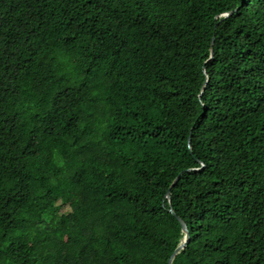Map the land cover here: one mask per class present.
Segmentation results:
<instances>
[{
	"label": "trees",
	"instance_id": "1",
	"mask_svg": "<svg viewBox=\"0 0 264 264\" xmlns=\"http://www.w3.org/2000/svg\"><path fill=\"white\" fill-rule=\"evenodd\" d=\"M177 218L173 264H264V0H0V264H169Z\"/></svg>",
	"mask_w": 264,
	"mask_h": 264
},
{
	"label": "water",
	"instance_id": "2",
	"mask_svg": "<svg viewBox=\"0 0 264 264\" xmlns=\"http://www.w3.org/2000/svg\"><path fill=\"white\" fill-rule=\"evenodd\" d=\"M231 13H232V12L227 13L225 16L227 17V16H229ZM213 44H214V41H213ZM213 55H214V53L212 52V55H211L212 58H213ZM180 176H181V174L177 177L176 180H178V179L180 178ZM170 212L176 217V214H175L172 210H171ZM177 219H178V221L180 222V224H181V226H182V228H183V233H184L185 237H184V239L182 240V243H181V245L179 246V248H178V249L176 250V252L173 254L171 260L169 261V264H173V261H174V259L176 258V256L179 255L180 252L183 251V250L187 247V245L189 244V242H190V234H189V231H188L186 225H185V224H184L179 218H177Z\"/></svg>",
	"mask_w": 264,
	"mask_h": 264
}]
</instances>
